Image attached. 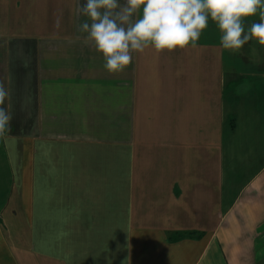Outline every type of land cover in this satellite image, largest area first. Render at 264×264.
<instances>
[{"label":"crops","instance_id":"1","mask_svg":"<svg viewBox=\"0 0 264 264\" xmlns=\"http://www.w3.org/2000/svg\"><path fill=\"white\" fill-rule=\"evenodd\" d=\"M76 7L0 0V264H264V46L110 74Z\"/></svg>","mask_w":264,"mask_h":264},{"label":"clouds","instance_id":"2","mask_svg":"<svg viewBox=\"0 0 264 264\" xmlns=\"http://www.w3.org/2000/svg\"><path fill=\"white\" fill-rule=\"evenodd\" d=\"M75 11L83 17L78 26L83 43L94 46L110 74L125 70L133 52L196 47L209 21L224 50L238 51L250 40L264 46V0H77ZM257 14L259 21L245 27ZM7 94L0 84V105ZM11 119L0 107V132Z\"/></svg>","mask_w":264,"mask_h":264},{"label":"trees","instance_id":"3","mask_svg":"<svg viewBox=\"0 0 264 264\" xmlns=\"http://www.w3.org/2000/svg\"><path fill=\"white\" fill-rule=\"evenodd\" d=\"M197 234H198V233H196V232H193V233H189V232H188V233H186V234H179L177 237H178V238H183V237H189V238L192 237V238H193V236H196ZM202 235H203V234H200V233H199V234L197 235V237H202Z\"/></svg>","mask_w":264,"mask_h":264},{"label":"rangeland","instance_id":"4","mask_svg":"<svg viewBox=\"0 0 264 264\" xmlns=\"http://www.w3.org/2000/svg\"><path fill=\"white\" fill-rule=\"evenodd\" d=\"M1 28L3 29V27H1ZM209 40H210V39H208V41H209ZM204 42H205L204 38H201V37H200L198 43H204Z\"/></svg>","mask_w":264,"mask_h":264}]
</instances>
